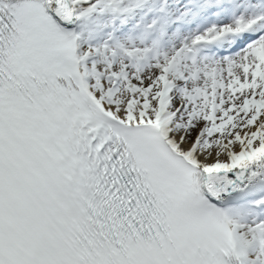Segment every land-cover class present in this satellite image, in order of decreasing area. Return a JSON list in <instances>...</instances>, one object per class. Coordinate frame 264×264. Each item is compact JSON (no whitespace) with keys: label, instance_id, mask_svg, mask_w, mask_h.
Here are the masks:
<instances>
[{"label":"snow or ice","instance_id":"1","mask_svg":"<svg viewBox=\"0 0 264 264\" xmlns=\"http://www.w3.org/2000/svg\"><path fill=\"white\" fill-rule=\"evenodd\" d=\"M0 264H264V0H0Z\"/></svg>","mask_w":264,"mask_h":264}]
</instances>
